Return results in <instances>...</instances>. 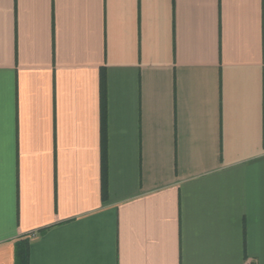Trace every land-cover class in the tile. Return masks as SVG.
<instances>
[{
  "label": "crops",
  "instance_id": "0c3cea01",
  "mask_svg": "<svg viewBox=\"0 0 264 264\" xmlns=\"http://www.w3.org/2000/svg\"><path fill=\"white\" fill-rule=\"evenodd\" d=\"M264 264V0H0V264Z\"/></svg>",
  "mask_w": 264,
  "mask_h": 264
},
{
  "label": "trees",
  "instance_id": "16d2710c",
  "mask_svg": "<svg viewBox=\"0 0 264 264\" xmlns=\"http://www.w3.org/2000/svg\"><path fill=\"white\" fill-rule=\"evenodd\" d=\"M29 239L24 238L16 242L15 264H29Z\"/></svg>",
  "mask_w": 264,
  "mask_h": 264
}]
</instances>
